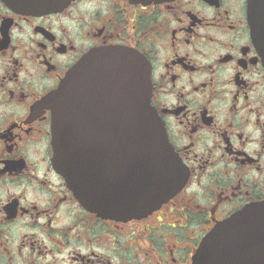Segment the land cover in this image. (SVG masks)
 <instances>
[{"label":"flooded vegetation","instance_id":"flooded-vegetation-1","mask_svg":"<svg viewBox=\"0 0 264 264\" xmlns=\"http://www.w3.org/2000/svg\"><path fill=\"white\" fill-rule=\"evenodd\" d=\"M106 48L143 60L188 179L157 208L126 197L101 216L53 168L45 97L77 68L90 149L112 153V80L126 83L128 60L97 56ZM263 200L264 54L247 0H70L33 12L0 0V264H194L218 222Z\"/></svg>","mask_w":264,"mask_h":264},{"label":"water","instance_id":"water-1","mask_svg":"<svg viewBox=\"0 0 264 264\" xmlns=\"http://www.w3.org/2000/svg\"><path fill=\"white\" fill-rule=\"evenodd\" d=\"M8 1L19 10L36 11L57 4L62 6L69 0ZM249 10L264 52V0H249ZM100 52L105 58L116 50ZM116 55L128 59L129 68L127 84L119 89L117 86L112 88V153H104L99 146L92 153L91 138L78 133L74 69L46 98L53 113V167L84 205L105 216L113 213L111 206L115 208L121 197L140 195L145 199L129 200L137 207L158 206L180 190L187 178L168 143L161 121L150 105L148 72H142L136 53H122L120 50ZM89 59L88 55L84 64ZM119 157L123 158L121 164L118 163ZM107 159L109 165L112 162V168L107 166ZM111 197L112 203L109 202ZM124 203L125 200L120 199V204ZM207 238L200 247L195 264H264V201L248 204L219 222ZM210 238L213 240L211 244L208 242ZM203 249L206 250L201 254Z\"/></svg>","mask_w":264,"mask_h":264}]
</instances>
